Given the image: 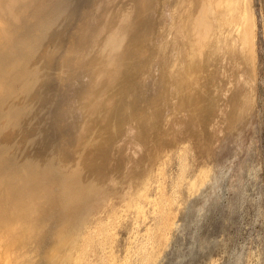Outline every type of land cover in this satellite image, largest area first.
Masks as SVG:
<instances>
[{"label":"bare ground","instance_id":"1","mask_svg":"<svg viewBox=\"0 0 264 264\" xmlns=\"http://www.w3.org/2000/svg\"><path fill=\"white\" fill-rule=\"evenodd\" d=\"M24 1L20 3L19 11L13 12L16 21L21 23L33 14L35 4V0ZM97 1H90L91 5L85 2L90 7L81 13L76 28H67L72 30V34L69 42L64 44V58L59 61L60 74L56 79L64 86L66 84L73 88L84 83L87 78L85 74L89 76L86 85L82 88L79 85V100L77 97L70 99L80 103L78 107L81 112L78 108V113L82 121L77 120L79 117L76 119V115L72 120L74 116L69 114L71 118L67 122L70 124L65 123L64 126H68L71 131L76 127L74 124L79 128L76 127L77 136L73 137L76 138V146L69 144L66 149L71 147L72 152L78 150V146L84 145L97 134L96 129L103 121L109 120L108 112H114L109 127H103L98 132L99 136L97 134L98 138L92 142L89 160L83 168L84 173L79 177L78 183L84 189L83 192L81 187L76 189L74 202L77 210L72 217L71 227L66 229L67 233L59 241L62 255L58 258L54 256L47 264H162L171 232L183 227L173 212L181 199V187H186L190 193L200 190L199 185L208 183L212 173L220 166L223 153L228 150L235 154L239 147L233 131L240 129L254 113L258 99L257 12L254 0H156L155 4L163 7L159 24L164 31L160 32V29H156V21L150 20L154 17L148 18L149 0H130L131 4L125 9L120 3L122 11L119 12L118 6L116 12L115 2L120 0ZM79 2L76 5L81 8ZM71 5V0H59L52 7L50 13L54 17L44 29V40H50L51 35L68 22ZM154 10L151 9L152 14ZM83 21H87L86 25H82ZM206 63L212 67V71L201 83L202 90L198 96L200 104L197 107L200 128L196 136L187 130H179L182 122H174L175 128L169 134L172 139L148 147L143 128L146 124L150 128L158 121H170L169 118L177 112H188L194 96V68L202 66L203 71ZM142 67L147 72L156 73L155 93L147 101L149 116L145 123L137 119L139 114H143L141 107L144 106L140 107L137 99L133 98L130 103L126 101V107L122 104L123 110L119 107L120 102L113 109L114 101L118 98L121 101L124 94H131L134 86L130 75H136ZM81 72L84 75L83 81L80 75L77 78L82 82L70 85L74 84L73 79ZM38 85L41 83L38 82ZM67 92L69 94L71 91L68 89ZM62 93L65 98L66 91ZM59 95L51 98L52 102L59 100L53 112V120L61 127L60 118L66 114L61 113L63 109L59 106ZM12 96L15 105L19 107L22 98L19 99L16 92ZM65 100L63 102L67 105ZM69 111H72L71 108ZM77 121H81L80 124ZM132 121L134 124L137 121L138 125L140 122L143 124H140V133L131 134L130 142L136 149L130 158L115 166V170H109V153L123 137V125ZM188 125H195V120H189ZM65 127L62 126L61 131L65 132ZM193 139L196 141L199 164L196 173L189 179V157L192 154L189 150ZM174 148L178 152L179 167L169 192L165 187L166 177L169 176L166 165ZM108 177L116 181L110 187H107ZM113 187L120 191L122 204L121 210L116 208L118 210L109 213L114 207L111 205V195L115 191ZM129 213H133L134 219L131 222L136 226L130 227L134 232L131 239L128 238L125 255L120 256L115 250L116 227L122 222L120 219ZM142 216L144 219L150 217V223L140 228Z\"/></svg>","mask_w":264,"mask_h":264},{"label":"rangeland","instance_id":"2","mask_svg":"<svg viewBox=\"0 0 264 264\" xmlns=\"http://www.w3.org/2000/svg\"><path fill=\"white\" fill-rule=\"evenodd\" d=\"M58 1L35 0L33 14L21 23L16 21L13 12H18L20 3L25 1L0 0V264H47L52 258L62 255L59 241L63 234L67 233L66 229L71 227L72 217L77 210V204L74 202L76 189L81 187L82 192L84 189L78 183L79 177L84 173L83 168L89 160L92 142L98 138V132L103 127H109L114 112L110 110L107 115L109 120L103 121L96 129L98 136L95 134L74 152L70 150L71 147L66 149V145L76 144V138L73 137L77 136L75 134L78 125L74 124L76 127L72 131L64 125L70 124L69 114L74 116L72 120L77 116L76 119L79 117L77 120L82 121L78 113V92L80 87L88 83L86 81H89V76L84 73L87 77L85 80L82 71L76 77L73 76L74 84H70L78 85L84 79L83 85L80 83L82 86H64L56 79L60 74L59 61L64 58V44L69 42V36L72 34V30L67 28H76L81 13L89 9V3L91 5L97 0H83V3L71 0L72 8L70 7L67 15L69 23L66 21L51 35L50 40L46 41L43 32L49 20L54 17L50 12ZM43 2L45 4L42 5ZM76 2L82 7H77ZM120 3L124 9L131 4L130 0L115 2L116 12L118 9V12L122 11V8H119ZM140 3L144 4L141 1ZM155 3L156 0L148 1V18L154 17L155 20H150L156 21V29L159 31L162 28L159 22L163 7ZM254 4L258 17V99L254 113L246 119L240 129L233 131L239 147L235 154L228 150L223 153L220 166L212 173L208 183L199 185V191L196 189L190 193L186 187H181V199L173 212L183 227L175 228L171 232L168 248L166 247L163 254L166 259L164 258L162 264H264V0H254ZM153 8L156 9L154 14L151 12ZM86 23L87 21H83L82 25ZM208 66L206 63L203 71L202 66L194 68V96L188 112H177L169 118L170 121H158L150 128L147 127L148 124L144 125L143 135L145 134L144 137L148 140V147L172 139L169 134L172 128H175L174 122H182L178 129L187 130L189 134L196 136L200 128L198 96L202 90L201 83L212 71V67ZM155 75V72H147L144 67L140 68L136 75L131 73L133 91L128 96L124 94L121 101L119 98L114 101L113 109L117 108L120 102L119 107L123 110L126 101L130 103L133 98L137 99L140 107L144 105L141 107L143 114H139L137 119L145 123L149 116L147 101L155 93ZM38 82L41 85H38ZM66 86L69 92L71 91L69 94ZM74 89L79 90L76 93ZM62 91H66L65 98ZM14 92L19 94V99L22 98L19 107L12 100ZM58 93L61 97L59 106L63 109L61 113L68 115L67 118L66 115L60 118V126L65 127V132L61 131L62 128L53 120V112L59 100L52 102L51 96H57ZM73 94L75 95L71 97ZM71 98L77 99V103L73 99L70 100ZM64 100L70 103L67 105L71 107H68ZM64 103L72 111L67 110ZM189 120H195V125L189 126ZM81 121L77 123L80 124ZM139 121L123 125V137L121 136L118 145L109 153V170H115V166L121 165L134 153L136 147L130 142V138L131 134L141 132L143 124L140 122L142 126L138 125ZM194 139L191 140L193 144L190 142L193 151L189 150L190 154L192 152L189 154V179L194 176L199 164ZM175 152L174 148L167 161L168 166L166 165L169 176L166 177L165 187L169 192L179 167L178 152ZM107 180V187L116 183L112 177ZM113 190L115 191L111 195V205L116 207L111 208L110 205L109 213L120 209L122 204L120 191L116 188ZM132 215L133 213H129L121 217L122 222L116 227L115 250L120 256L125 255L126 244L134 232L130 227L136 226L131 222L134 219ZM140 221V228L145 227L147 222L150 223V217L144 219L142 216Z\"/></svg>","mask_w":264,"mask_h":264}]
</instances>
